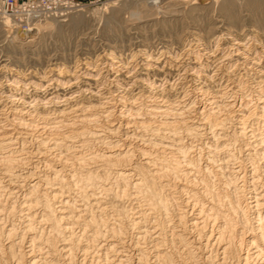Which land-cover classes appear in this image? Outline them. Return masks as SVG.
I'll return each mask as SVG.
<instances>
[{
  "label": "clouds",
  "instance_id": "9594fccd",
  "mask_svg": "<svg viewBox=\"0 0 264 264\" xmlns=\"http://www.w3.org/2000/svg\"><path fill=\"white\" fill-rule=\"evenodd\" d=\"M220 59L192 87L205 65L144 87L133 67L94 110L85 89L0 94V264H264L246 195L251 160L264 177V66Z\"/></svg>",
  "mask_w": 264,
  "mask_h": 264
},
{
  "label": "rangeland",
  "instance_id": "374dc122",
  "mask_svg": "<svg viewBox=\"0 0 264 264\" xmlns=\"http://www.w3.org/2000/svg\"><path fill=\"white\" fill-rule=\"evenodd\" d=\"M205 1L206 0H204V2ZM207 1L208 2L201 3L203 0H110L105 3H95L97 2L96 0H90L89 2L87 0L82 2V5L86 4L87 6L85 5L82 8L76 9L65 16L31 21L26 28H23L21 24V21H25V17L22 14L16 12L13 15L0 16V25H2L5 18L8 21L10 20V22H8L9 26H0V68H3L0 69V82L2 86H6L7 83H14L13 85H7V88H2L0 94H11L13 97L15 96L14 98L21 96L23 98L25 97V100L31 101L33 98L31 94L33 93L34 82H39L37 76L48 69L56 70L60 67L70 70L76 68L75 70L82 75H84L86 71L90 74L93 72L92 78L93 76L94 78L97 77L96 79L98 81L95 83L96 79L94 80L93 78V80H89L88 82L83 81V84L80 79L81 81H78L83 87L80 86L77 81V84L74 83L75 86L74 84L70 86L71 88L67 86L68 84H62L59 86L60 88H55V81H50V73H46V78L49 81L41 82L43 83V87H38L39 94L45 95L50 91H54V89H58L54 94L61 95L65 93L68 95V93L70 94L73 91H79L85 88L86 91L83 92L84 94H81L82 97L84 96L87 98L90 96L91 99V92H97L98 88L100 89L99 92L105 90L102 92L104 94H106V90L109 89V87L111 90L114 87L113 91L117 90L116 86L127 88L128 84L132 83L131 81L133 78L128 77L126 73L133 67L137 68L136 73L139 74L137 75L134 73V77L136 78V75L138 77L136 78L138 85L140 84V86L137 85L135 87H144L142 81L144 82L149 77L150 79L148 80H154V84H158L161 78L169 80L173 78V76L175 77L176 74L184 72L181 67L173 66L170 63L165 64V61H170V58L175 55H181L180 52L182 51V47H186L185 43L192 42L191 38L193 40L194 37L199 39L198 43L196 41L198 45L195 47L196 49L199 47L197 60H200V64L205 65L204 68L206 69L203 68V72L206 75L208 73L211 74V69L207 68V65L214 62H211L208 52L210 53L215 48L214 38L217 37V35H221L222 38L227 39L235 37L241 38L243 36L242 39L245 38L243 43L248 46L254 43L264 44V5L254 7L248 3L247 0ZM227 8L229 10L231 9L233 14H231ZM75 13L83 14V18L79 23L74 25L71 23V17L75 15ZM252 40L254 43H251ZM139 49L142 51H139ZM110 51L117 59H122L124 61V64L120 65L122 69L117 64L112 68L113 74L116 75V81L115 79L110 80L112 77L109 78L104 76L103 70L105 67L109 68V66H106L103 59L106 53ZM261 54L262 53L257 55L259 59ZM130 55L133 56L130 57ZM185 56L186 55H181V57ZM193 56L194 55H189L187 59L192 61L191 58ZM157 57H160V59H157ZM130 58H133L134 61ZM129 59L133 63H126ZM146 61H148L149 64L145 66L144 64ZM189 61H184L183 59L179 61V63L183 62V64H185ZM218 62L222 65L224 63L223 60H219ZM259 62L261 66H264V59H260ZM127 64L131 65L128 66ZM125 65L128 67H124ZM141 65H144L142 67L145 71L142 70ZM165 66H167V68ZM94 67L97 68L95 69ZM254 67L255 66L251 69H247V71L249 70L251 72L255 69ZM179 68L182 70H179ZM155 69H157V72ZM90 70L92 72H88ZM25 73L28 74L26 75ZM31 73H34L35 75H33L35 77ZM97 74L98 76H96ZM152 74H155L156 77ZM206 75L200 76L199 78L195 76L194 79H202ZM8 79L13 81L11 82ZM25 79H27V81H24ZM32 80L35 81L33 82ZM22 84H25L23 85L24 87L21 86ZM45 84L48 85L47 88ZM187 84L191 87L190 83ZM78 85L79 87H77ZM101 85H104V87H100ZM135 87L133 89L134 91ZM70 89L71 92H67ZM59 99L61 100V98Z\"/></svg>",
  "mask_w": 264,
  "mask_h": 264
},
{
  "label": "bare ground",
  "instance_id": "6f19581e",
  "mask_svg": "<svg viewBox=\"0 0 264 264\" xmlns=\"http://www.w3.org/2000/svg\"><path fill=\"white\" fill-rule=\"evenodd\" d=\"M178 1V0H177ZM210 1V0H209ZM212 1H215V0H212ZM144 2V1H143ZM154 2V1H153ZM205 2H208L207 0L205 1ZM204 2V0H203V2H201V3H205ZM231 2H233V1H231ZM247 2L248 3H250L252 6H254V7H260L261 5H264V0H247ZM196 3V2H195ZM189 5V4H188ZM199 5V4H198ZM234 5V4H233ZM227 10H229L228 8H227ZM112 11V10H111ZM235 11V10H234ZM90 12V11H89ZM229 12H231V9L229 10ZM233 12V11H232ZM231 12V14H233ZM264 12V11H263ZM262 12V13H263ZM113 13V12H112ZM236 13V12H235ZM230 14V15H231ZM112 15V14H111ZM70 16V15H69ZM144 16V15H143ZM234 16V15H233ZM111 17V16H110ZM70 18V17H69ZM83 18V14H81V13H75V15H72V17H71V23L72 24H76V23H79V21L81 20ZM233 18V17H232ZM61 20V19H60ZM66 20V19H65ZM70 21V20H69ZM2 22V21H1ZM8 22H10V20L8 21L6 18L3 20V22H2V25H0V26H7L8 25ZM81 23V22H80ZM1 24V23H0ZM68 24V23H67ZM80 25V24H79ZM9 26V25H8ZM85 26V25H84ZM105 28V27H104ZM215 29H216V27H215ZM3 30H4V28H3ZM110 30V29H109ZM112 31V30H111ZM200 31V30H199ZM224 34V33H223ZM226 34V33H225ZM252 34V33H251ZM238 35V34H237ZM196 36V35H195ZM242 36V35H241ZM254 36V35H253ZM189 37V36H188ZM231 37V36H230ZM251 37V36H250ZM178 38V37H177ZM243 38V36L240 38V37H235V38H222L221 37V35L220 36H218L217 35V37H215L214 38V46H215V48L209 53L208 52V55H209V57H210V59H211V62H216V61H219V60H221L220 59V57H222V56H227L228 57V59L229 60H231L233 63H236L237 61H242L243 63H244V65L246 66L247 64H251L252 65V67L253 66H255L254 68V70H252L251 71V73H252V75L258 80L259 79V72H260V70H261V67L263 66H261V64H260V62H259V56L257 57V55L259 54L260 55V53H264V44H261V43H254L253 42V40H252V42L251 43H254V44H251V46H248V48L250 49V51H248L247 52V56H249V57H252L253 59H247L245 56H242V55H240V52H241V50L243 49V47H244V45H245V43H243V40H245V38L244 39H242ZM202 39V38H201ZM199 39H197V37L195 38L194 37V39L192 40V38H191V41L192 42H188V43H185L186 44V47H182V51L180 52V54L181 55H186V56H189V55H194L191 59H192V61H189L188 59H187V61H189V62H186L185 64H183V62L182 63H179V62H176V67H181L183 70L185 69V68H188V69H193V68H199L200 67V60L198 61L197 60V55L199 54L198 53V48L196 49L195 47L198 45L197 43L199 42L198 41ZM196 41H197V43H196ZM259 41V40H258ZM205 44V43H204ZM207 44V43H206ZM208 44H209V41H208ZM213 44V43H212ZM201 45V44H200ZM199 45V46H200ZM183 46V45H182ZM202 46H203V44H202ZM202 46H201V48H202ZM205 46H208V45H205ZM210 46V45H209ZM141 49H139V51H140ZM211 50V49H210ZM142 51V50H141ZM138 52V51H137ZM163 52V51H162ZM201 52V51H200ZM207 52V51H206ZM139 53V52H138ZM195 53V54H194ZM132 54V53H131ZM137 54V53H136ZM140 54V53H139ZM141 54H143V53H141ZM204 54V53H203ZM206 54V53H205ZM101 55H103V54H101ZM118 55V54H117ZM134 55V54H133ZM133 55H130V57H132ZM100 56V55H99ZM141 56V55H140ZM97 57V56H96ZM105 57V58H104ZM103 58V61L105 62V64H106V66H109V68L108 67H105V69L103 70L104 71V76L105 77H112V78H110V80H114L115 79V76L116 75H114L113 74V70H112V68H113V66L114 65H123L124 64V61L122 60V59H117V57L110 51V52H108V53H106V55L104 56ZM119 57V56H118ZM151 57V56H150ZM166 57V56H165ZM171 57V56H170ZM207 57V56H206ZM138 58V57H137ZM140 58V57H139ZM183 58V57H182ZM96 59V58H95ZM102 59V58H101ZM131 59V58H130ZM130 59L126 62V63H130V62H132V61H130ZM146 59H147V57H146ZM190 59V60H191ZM199 59H200V57H199ZM99 60V59H98ZM131 60H133V58L131 59ZM154 60V59H153ZM157 60V59H156ZM183 60V59H182ZM181 60V61H182ZM202 60V59H201ZM204 60V59H203ZM206 60V59H205ZM208 60V59H207ZM96 61V60H95ZM134 61V60H133ZM143 61H145V60H143ZM185 61V60H184ZM254 61H258V62H256V63H254ZM89 62V61H88ZM87 62V63H88ZM154 62V61H153ZM203 62V61H202ZM206 62V61H205ZM92 63V62H91ZM98 63V62H97ZM101 63V62H100ZM133 63V62H132ZM144 63V62H143ZM155 63V62H154ZM169 63L171 64V65H173L172 63H171V61H169ZM204 63V62H203ZM83 64V63H82ZM88 64H90V63H88ZM137 64V63H136ZM135 64V65H136ZM149 64V62L148 61H146L145 62V66L146 65H148ZM162 64V63H161ZM166 64V63H165ZM205 64V63H204ZM207 64V63H206ZM79 65V64H78ZM94 65V64H93ZM100 65V64H99ZM128 65V64H127ZM127 65H125V66H127ZM131 65V64H130ZM130 65H128V66H130ZM140 65V64H139ZM138 65V66H139ZM144 65H141V67L142 66H144ZM158 65V64H157ZM222 65V64H221ZM85 66V65H84ZM97 66H98V64H97ZM104 66V65H103ZM118 66V67H119ZM124 66V67H125ZM127 66V67H128ZM159 66V65H158ZM168 66V65H167ZM167 66H165L166 68H167ZM82 67V66H81ZM86 67V66H85ZM117 67V68H118ZM122 66H120V68H121ZM133 67V66H132ZM87 68V67H86ZM89 68V67H88ZM95 68V67H94ZM97 68V67H96ZM95 68V69H96ZM101 68V67H100ZM146 68V67H145ZM154 68V67H153ZM152 68V69H153ZM160 68V67H159ZM208 68V67H207ZM0 69H3V68H0ZM74 69V68H73ZM73 69H64V68H60V67H58L56 70L55 69H48L47 71H43L41 74H39L37 77H38V83H35L33 80V82H34V86H33V93L31 94V97H33L31 100H35V101H37V102H39V101H43V100H47L49 97H52L53 99H59V98H61V100L63 99V97L64 96H66L67 94H65V93H63V94H61V93H59V94H61V95H58V94H54L55 92H56V90H58V89H54V91H50V92H48V93H46L45 95L43 94V95H41V94H39V89H38V87L40 88L41 86H42V84L43 83H41V82H47V81H55V84H54V87L55 88H60L59 86H61L62 84H68L67 86H71V85H73L74 83H73V81H75V83L78 81V80H82V82L81 83H83V81H89V80H93V78H94V76H93V78H92V74H93V72L90 70V71H88V72H92V74H90V73H87V71H86V73L85 74H88V75H82V74H79L78 72H77V70H73ZM83 69V68H82ZM99 69V68H98ZM122 69V68H121ZM120 69V70H121ZM125 69V68H124ZM182 69H180L179 68V70H182ZM204 69H206V68H204ZM84 70V69H83ZM89 70V69H88ZM115 70V69H114ZM141 70V69H140ZM142 70H144V68L142 67ZM148 70V69H147ZM156 70V72H157V69H155ZM171 70V69H170ZM208 70V69H207ZM240 70H241V72H245V74H247L248 72H250L249 70L247 71V68L245 67V68H240ZM94 71V70H93ZM145 71V70H144ZM153 71V70H152ZM165 71V70H164ZM172 71V70H171ZM83 72V71H82ZM122 72V71H121ZM140 72V71H139ZM143 72V71H142ZM166 72V71H165ZM173 72H175V71H173ZM176 72H178V71H176ZM180 72V71H179ZM46 73H50L49 75L51 76L50 78H49V76H48V78H49V80H47V78H46ZM99 73V72H98ZM125 73H126V71H125ZM125 73H124V75H125ZM147 73V72H146ZM170 73V72H169ZM26 75L28 74V73H25ZM32 74V73H31ZM34 74V73H33ZM32 74V75H33ZM100 74H101V72H100ZM118 74V73H117ZM121 74V73H120ZM127 74V73H126ZM137 74V73H136ZM135 74V75H136ZM142 74V73H141ZM149 74V73H148ZM174 74V73H173ZM172 74V75H173ZM208 74H210V73H208ZM207 74V75H208ZM20 75H23V74H20ZM35 75V74H34ZM33 75V76H34ZM123 75V74H122ZM137 75H139V74H137ZM137 75H136V78H138L137 77ZM144 75V74H143ZM147 75V74H146ZM171 75V74H170ZM177 75V74H176ZM206 75V74H205ZM207 75L206 76H204L202 79H200L201 81H204V80H206L207 79ZM53 76H55V77H53ZM96 76H98V74L96 75ZM99 76H101V75H99ZM103 76V77H104ZM114 76V77H113ZM166 76H168V75H166ZM196 76V73H194V72H192V71H188V72H185L184 73V76H183V81H185L186 83H190L191 84V87L192 86H194L193 85V81L195 80L194 79V77ZM30 77V76H29ZM35 77V76H34ZM33 77V78H34ZM36 77V78H37ZM103 77H102V79H103ZM104 77V78H105ZM124 77V76H123ZM129 77V76H128ZM144 77V76H143ZM142 77V78H143ZM156 77V76H155ZM197 77V76H196ZM22 78V77H21ZM25 78H26V76H25ZM82 78H84V79H82ZM97 78V77H96ZM96 78H94V80L96 79ZM118 78V77H117ZM121 78V77H120ZM125 78H126V76H125ZM132 78V77H131ZM151 78H152V76H151ZM164 78V77H163ZM171 78V77H170ZM173 78H174V76H173ZM24 79V78H23ZM22 79V80H23ZM27 79H30V78H27ZM27 79H25L24 81H27ZM106 79V78H105ZM127 79V78H126ZM144 79V78H143ZM148 79H150V77L148 78ZM147 79V80H148ZM198 79V78H197ZM8 80H10V79H8ZM18 80H19V78H18ZM80 80V81H81ZM109 80V79H108ZM133 80V79H132ZM142 80V79H141ZM159 80V79H158ZM157 80V81H158ZM166 80V79H165ZM11 81V80H10ZM13 81V80H12ZM11 81V82H12ZM30 81V80H29ZM96 81H98L97 79L95 80V83H96ZM115 81H116V79H115ZM119 81V80H118ZM125 81H127V80H125ZM148 81H150V80H148ZM6 82V81H5ZM15 82V81H14ZM91 82V81H90ZM93 82V81H92ZM121 82V81H120ZM128 82H129V80H128ZM132 82V81H131ZM139 82V81H138ZM152 84H154V80H152V81H150ZM7 83V82H6ZM22 83V82H21ZM77 83H79V81L77 82ZM76 83V84H77ZM110 83V82H109ZM159 83V82H158ZM11 84V83H10ZM10 84H8L7 83V85H10ZM14 84V83H13ZM13 84H11V85H13ZM17 84V83H16ZM31 84V83H30ZM80 84V83H79ZM84 84V83H83ZM113 84V83H112ZM115 84V83H114ZM124 84V83H123ZM128 84V83H127ZM142 84H143V81H142ZM157 84V83H156ZM6 85V84H5ZM6 85V86H7ZM23 85H25V84H22L21 86H23ZM29 85V84H28ZM89 85V84H88ZM105 85V84H104ZM122 85V84H121ZM137 85H138V83H137ZM136 85V86H137ZM144 85V84H143ZM6 86H2L1 85V82H0V92L2 91L1 89L2 88H5ZM15 86V85H14ZM20 86V87H21ZM45 86H46V88H47V84H45ZM66 86V87H67ZM74 86H75V84H74ZM79 86V85H78ZM80 86H82L81 84H80ZM138 86H140V84L138 85ZM13 87V86H12ZM24 87V86H23ZM30 87H32V86H30ZM43 87V86H42ZM83 87V86H82ZM82 87H80V88H82ZM87 87V86H86ZM90 87V86H89ZM106 87H107V85H106ZM105 87V88H106ZM117 87V86H116ZM115 87V88H116ZM7 88V87H6ZM71 88V87H70ZM75 88V87H74ZM77 88V87H76ZM96 88V87H95ZM108 88V87H107ZM110 88V87H109ZM114 88V87H113ZM113 88H112V91H113ZM125 88V87H124ZM85 89V88H84ZM90 89V88H89ZM75 90V89H74ZM96 90V89H95ZM100 90V89H99ZM42 91V90H41ZM44 91H45V89H44ZM47 91V90H46ZM71 92V89L70 90H68L67 92ZM77 91V90H76ZM105 91V90H104ZM104 91H102V92H104ZM9 92V91H8ZM43 92V91H42ZM89 92V91H88ZM102 92H100V95L98 96V97H95V96H93V94H95L96 93V91H94V92H91V99H90V96H88L87 98H85L84 96V99H86V100H91L92 101V109H90V110H94L95 109V105L97 104V102L101 99V98H106V94H104V93H102ZM2 94V93H1ZM17 94V93H16ZM71 94V93H70ZM69 93H68V95H70ZM82 94H84V93H82ZM20 95V94H19ZM89 95H90V93H89ZM5 96V106H11V105H13V104H17V100L16 99H14V97L11 95V94H5L4 95ZM29 96H30V94H29ZM21 97V96H20ZM17 98V97H16ZM23 98V97H22ZM25 98V97H24ZM23 98V99H24ZM28 99H30V98H28ZM25 100V99H24ZM27 101V100H26ZM69 104H71L72 102L71 101H69L68 102ZM56 108H57V110H59V108H61V107H63V105H56L55 106ZM77 111H79V109H77ZM245 113H246V110H245ZM84 115L85 116H87L88 115V113H84ZM262 164H264V162H261ZM260 168H261V164H256V162H255V160H251L250 161V163H249V166H248V169H247V172L249 173L248 175H247V181H250V182H248V183H246V188H247V193H246V195H247V199H248V203L249 204H251L252 205V210H250L249 211V214L250 215H253L254 216V222H255V225H256V228L257 229H259V227H260V223H261V217H264V188H262L261 187V184H260V181H261V179H264V177H260L259 176V170H260ZM253 171H255L256 172V176H257V178H256V180L255 181H253L252 180V175H251V173L253 172ZM254 210V211H253Z\"/></svg>",
  "mask_w": 264,
  "mask_h": 264
},
{
  "label": "built area",
  "instance_id": "2783aa9c",
  "mask_svg": "<svg viewBox=\"0 0 264 264\" xmlns=\"http://www.w3.org/2000/svg\"><path fill=\"white\" fill-rule=\"evenodd\" d=\"M83 1L87 0H0V16H9L16 12L22 14L25 21H21V24L26 28L31 21L65 16L82 8L86 5H82ZM96 1L95 3H105L110 0Z\"/></svg>",
  "mask_w": 264,
  "mask_h": 264
}]
</instances>
